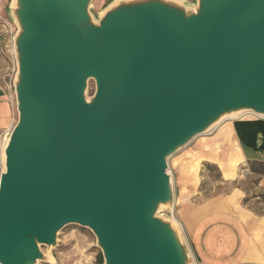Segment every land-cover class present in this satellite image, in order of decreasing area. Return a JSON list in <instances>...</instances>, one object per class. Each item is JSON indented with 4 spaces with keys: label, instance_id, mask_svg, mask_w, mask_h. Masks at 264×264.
Listing matches in <instances>:
<instances>
[{
    "label": "water",
    "instance_id": "95a60500",
    "mask_svg": "<svg viewBox=\"0 0 264 264\" xmlns=\"http://www.w3.org/2000/svg\"><path fill=\"white\" fill-rule=\"evenodd\" d=\"M92 4L10 1L0 264L50 263L69 224L94 232L104 264H196L161 213L168 158L232 115L264 116V0H112L98 18Z\"/></svg>",
    "mask_w": 264,
    "mask_h": 264
},
{
    "label": "rangeland",
    "instance_id": "374dc122",
    "mask_svg": "<svg viewBox=\"0 0 264 264\" xmlns=\"http://www.w3.org/2000/svg\"><path fill=\"white\" fill-rule=\"evenodd\" d=\"M111 1L93 0L91 10L96 18ZM95 88V81L90 80L88 94L92 95ZM17 120L18 111L16 122ZM227 122L264 127V118L254 113H245L235 119H225L210 132L196 136L168 158L175 200L173 207L166 208L161 213L180 223L191 250L186 232V223L189 219L221 210L246 214L253 212L264 216V160L243 159L233 170L230 160L233 152L229 153L227 150V141H223L224 133L220 131ZM245 132L250 133L246 126ZM6 134H0V178L3 168L1 141ZM226 166L233 171L226 172ZM58 242V245L52 248L55 258L53 263L39 261L38 264H104L101 248L97 245V237L88 227L69 224L59 232ZM46 248L42 246L43 251Z\"/></svg>",
    "mask_w": 264,
    "mask_h": 264
},
{
    "label": "crops",
    "instance_id": "0c3cea01",
    "mask_svg": "<svg viewBox=\"0 0 264 264\" xmlns=\"http://www.w3.org/2000/svg\"><path fill=\"white\" fill-rule=\"evenodd\" d=\"M10 1L0 0V134L12 129L17 114L15 91L8 76L11 61L5 52L7 35L1 20L10 19ZM247 124L245 126L250 133L245 132L244 124L225 123L220 129L224 133L223 141L227 137L233 139L231 152L235 153L238 144L244 160H264V127ZM186 230L198 264H264L262 215L253 212L214 211L189 219Z\"/></svg>",
    "mask_w": 264,
    "mask_h": 264
},
{
    "label": "bare ground",
    "instance_id": "6f19581e",
    "mask_svg": "<svg viewBox=\"0 0 264 264\" xmlns=\"http://www.w3.org/2000/svg\"><path fill=\"white\" fill-rule=\"evenodd\" d=\"M245 113H254V114H256L255 112H253V111H248V112H246V111H244V112H242V113H239V114H237V115H232V116H230L229 118H237V117H241L242 115H244ZM256 115H258V114H256ZM258 116H260V115H258ZM260 117H263L264 118V116H260ZM233 132V131H232ZM231 133V132H230ZM228 136V135H227ZM232 140L233 139H231L230 137H227L226 139H225V142L227 141V144H228V147H227V150H229V153L231 152V150H232V146H231V143H232ZM7 141H8V137L6 136L5 138H4V140L3 141H1V142H3L2 143V145H1V154H2V157H3V161L5 160V147H6V143H7ZM233 142H234V140H233ZM234 144V143H233ZM237 146H236V148H235V153L233 154V157H231V163L233 164V170H235V167L236 166H238V164H239V162H241L243 159H244V156L242 155V152H241V148H240V146L238 145V144H236ZM229 163V162H228ZM232 169L229 167V166H226L225 167V171L227 172V171H231ZM232 170V171H233ZM168 173L170 174V170H168ZM227 175V174H226ZM174 200H175V197H174ZM173 204H174V202H173ZM178 222V221H177ZM179 223V222H178ZM180 224V223H179ZM190 247V246H189ZM190 250H191V248H190ZM191 253H192V250H191ZM192 256H193V258L195 259V257H194V255H193V253L191 254ZM52 259V258H51ZM53 261H54V258L51 260V262L50 263H53ZM195 262H196V260H195Z\"/></svg>",
    "mask_w": 264,
    "mask_h": 264
},
{
    "label": "built area",
    "instance_id": "2783aa9c",
    "mask_svg": "<svg viewBox=\"0 0 264 264\" xmlns=\"http://www.w3.org/2000/svg\"><path fill=\"white\" fill-rule=\"evenodd\" d=\"M2 20V25L5 29L6 35H7V43L5 45V52L9 55L10 58V70L8 71V76L11 79V86L13 87V79L16 73V62H15V57H14V50H13V36L16 32V26L13 23V21L9 18H1ZM14 88V87H13Z\"/></svg>",
    "mask_w": 264,
    "mask_h": 264
}]
</instances>
